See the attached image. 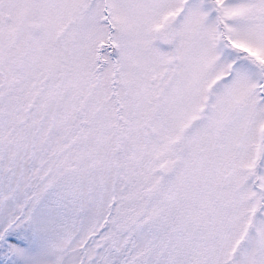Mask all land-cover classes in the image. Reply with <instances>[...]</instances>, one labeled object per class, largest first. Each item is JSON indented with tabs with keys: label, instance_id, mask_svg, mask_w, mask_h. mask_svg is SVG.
<instances>
[{
	"label": "snow or ice",
	"instance_id": "6c2138e0",
	"mask_svg": "<svg viewBox=\"0 0 264 264\" xmlns=\"http://www.w3.org/2000/svg\"><path fill=\"white\" fill-rule=\"evenodd\" d=\"M0 264H264V0H0Z\"/></svg>",
	"mask_w": 264,
	"mask_h": 264
}]
</instances>
